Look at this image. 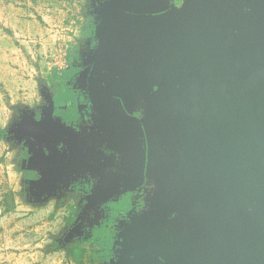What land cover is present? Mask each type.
<instances>
[{"label":"water","instance_id":"obj_1","mask_svg":"<svg viewBox=\"0 0 264 264\" xmlns=\"http://www.w3.org/2000/svg\"><path fill=\"white\" fill-rule=\"evenodd\" d=\"M176 1L113 0L114 60L89 91L136 172L102 175L101 132L64 124L51 101L38 133L78 159L46 173L100 177L97 209L154 183L124 230L128 264H264V0Z\"/></svg>","mask_w":264,"mask_h":264},{"label":"rangeland","instance_id":"obj_2","mask_svg":"<svg viewBox=\"0 0 264 264\" xmlns=\"http://www.w3.org/2000/svg\"><path fill=\"white\" fill-rule=\"evenodd\" d=\"M112 2L0 0V264H70L66 250L72 241L67 236L72 233L68 230L73 220L69 219L89 202L86 193L70 184L75 181L58 182L54 173L50 177L46 172H54L50 167L60 160L77 161L78 153L67 144L41 137L38 124L53 101L54 69L71 67L76 71L96 66V73L108 72L114 53L109 44H103L111 36ZM74 57L72 67L69 62ZM84 94L91 104V115L100 120L89 93ZM35 170L44 172L43 185L52 196L48 202L37 198L38 187L20 191V182L28 180ZM78 177L79 181L95 178L90 172ZM150 183L153 188L143 194L141 210L119 224L117 251L109 261L99 264H128L126 249L131 237L126 238L124 230L154 198L155 185ZM58 188L62 204L56 206L53 195ZM91 191L95 192L94 185ZM101 217L106 218L105 211Z\"/></svg>","mask_w":264,"mask_h":264},{"label":"trees","instance_id":"obj_3","mask_svg":"<svg viewBox=\"0 0 264 264\" xmlns=\"http://www.w3.org/2000/svg\"><path fill=\"white\" fill-rule=\"evenodd\" d=\"M74 70L54 69L52 72L54 116L64 124L71 126L78 118V108L72 89L68 85ZM37 179L35 172L30 173L28 179ZM110 216L107 220L94 228L90 237L72 244L69 248V256L75 263H82L88 256L93 262L110 260L114 255L115 240L118 235V224L128 210H132L130 196H125L109 201ZM131 210L129 212H131ZM72 221L73 219H69Z\"/></svg>","mask_w":264,"mask_h":264},{"label":"crops","instance_id":"obj_4","mask_svg":"<svg viewBox=\"0 0 264 264\" xmlns=\"http://www.w3.org/2000/svg\"><path fill=\"white\" fill-rule=\"evenodd\" d=\"M77 57V56H75ZM74 59H70V62H69V65L72 67H75V58ZM68 66V67H70ZM91 67V68H90ZM90 67H87V68H82L80 70H76L74 69V73L70 79V81L68 82V85L70 86L71 89L73 90H76V91H80V92H88L93 90L94 88H101V87H105V82H104V77H105V73L102 74V73H96L95 72V68L96 66H90ZM60 70H63V69H60ZM101 82H103L101 84ZM93 118V121H94V125L92 127V131L94 129H97L98 127L102 126L100 120H98L96 118V120L94 119V116H92ZM111 146L115 145V146H118L119 143L118 141H111L110 143ZM109 149V148H108ZM110 150V149H109ZM45 158V157H44ZM60 161H64V160H60ZM59 162V161H58ZM60 163V162H59ZM59 171V170H57ZM35 173H37L38 175V179L36 180H31V179H28V180H25L23 179L24 181L21 183L20 182V185H21V188H20V191H23L25 189V187H28L29 190L32 189V187L36 188L38 187L37 191L35 192V194L39 195V200L42 201V202H48V199L51 198L52 196L51 195H48V194H51V193H48L49 191L45 189L43 183H45V181L43 180V177H42V174L44 173H40L39 171L35 170L33 171ZM57 177H56V180L59 182H61L63 179L65 180H70L71 181H75V183H70L71 185H74L75 186V189H78L79 192L83 191L84 193H86L87 195V201L89 202L90 199L92 198L94 192L91 191L92 187H88V188H85V184L83 183V181H79L78 178V175L77 177H74V176H69V175H64L62 174L61 176L56 173ZM62 178V179H61ZM94 185V188H95V191L97 190V184L95 186V183L93 184ZM69 187V185H68ZM40 188V189H39ZM73 188V187H72ZM85 188V189H83ZM67 190H69L67 188ZM88 190V192H87ZM57 194L53 195V198H55L56 200L54 201V204L56 206H58L59 203L62 204V201L60 202V198H59V195L62 194V190L60 191V189H56L55 190ZM69 192H73L72 190ZM33 198H36V197H33ZM82 210L81 209H78V213L77 214H73L72 215V219H73V222L72 224H70V229L68 230L69 233L70 231H72V233H70V235H68L67 237H71L72 241L71 243L68 241L67 243L69 244V247H67V254H68V260H69V263L70 264H79V263H75L73 261V259L69 256V248L72 244L76 243L77 241L79 240H82V239H87L88 237H90L91 235V232L92 230L95 228V226H99L101 221L103 220L102 218L104 217H95V218H90L88 217L89 213L91 210H98L97 208H89V205H87L85 208L82 207ZM16 211V210H15ZM75 240V242H74ZM117 241H118V237L116 239V242H115V245H114V253L117 251V247L119 245H117ZM85 262H88V263H92V264H99L101 262H93L89 256L80 264H85Z\"/></svg>","mask_w":264,"mask_h":264},{"label":"flooded vegetation","instance_id":"obj_5","mask_svg":"<svg viewBox=\"0 0 264 264\" xmlns=\"http://www.w3.org/2000/svg\"><path fill=\"white\" fill-rule=\"evenodd\" d=\"M180 3H181L180 0L176 1L177 5H180ZM72 92H73L74 99H75V102H76L77 108H78V118L75 122L69 123V124L74 129H76L77 131H85L87 134H89L92 130L93 125H94V121H93L92 115H91L92 109H91V104L89 102V99L86 98V96H85L86 94H84L85 92H80V91H76L73 89H72ZM133 115L136 117L140 116L139 113H133ZM78 127H80V128H78ZM122 128L125 129L126 131L128 129H133V127L129 126V125L124 126ZM95 130H97V132L98 131L101 132L100 133L101 135L99 137V141L96 143V145L101 151H103V153L105 155V158L102 159V162H103V165H102L103 173H102V175L103 174H107V175L109 174L112 179H117L119 176L123 175L125 172H136L134 168H131V167L126 166V165L124 166V162L126 161V159H125L124 154L120 153V150L113 151V150L108 149V147H110L111 140L113 139L111 134H110L111 129L107 126L105 128L103 126H100L99 129H94V131ZM138 139L140 140L141 138L138 137ZM134 148H135V143L133 141H128L125 144V146L123 147L124 150L125 149L131 150L128 155H135L132 152V149H134ZM132 159H134V158H132ZM31 180H36V179H31ZM100 180H102V179H100V177H98V178L92 179L91 181L84 180L83 183L85 184L84 185L85 188H88V187H92L94 183L95 184L99 183ZM151 188H153V185L150 183L149 180L145 179L144 182H142L134 191L127 192V193L122 194L121 196L116 198L119 201H121V199H123L125 196L129 195L131 198V205L133 207L132 210L130 209L131 212H129L130 210H128L124 213V216L121 217L122 219L119 221V224L121 221L127 220V218L129 219L130 215L132 213H134L135 210H138V211L141 210V208L144 206L143 196L145 194H147V191H149ZM139 192H141L140 193V194H142L141 196L139 195ZM109 205H110V203H107V204L102 205L101 208L98 210H91L88 217L95 218L98 213L99 214L97 217H100L101 212L103 213L105 211L106 218H104L101 221V223H103L110 216ZM119 224H118V227H119ZM95 228H96V226H95ZM116 239H117V237H116ZM115 242H116V240H115ZM106 261H109V260H106ZM103 262H105V261H103Z\"/></svg>","mask_w":264,"mask_h":264}]
</instances>
